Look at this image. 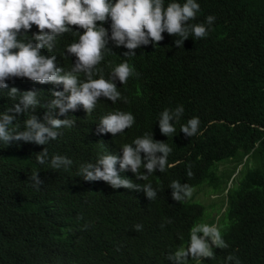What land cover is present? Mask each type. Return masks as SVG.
Instances as JSON below:
<instances>
[{"label": "clouds", "instance_id": "9594fccd", "mask_svg": "<svg viewBox=\"0 0 264 264\" xmlns=\"http://www.w3.org/2000/svg\"><path fill=\"white\" fill-rule=\"evenodd\" d=\"M247 3L0 0V95L9 98L0 111V147L52 169H69L73 159L50 154L48 145L77 125L70 110L89 116L107 103L111 111L100 117L96 133L99 148L108 151L81 163L78 175L102 179L115 191L134 189L145 196L146 207L171 199L203 209L187 239L181 233L182 242L154 264H264L253 257L256 243L246 239L249 221L237 213L242 166L233 170L207 151L209 142L226 140L235 125L227 118L238 119L217 105L223 91L211 77L228 65L220 63L227 55L215 38L234 27L233 17H241ZM65 33L72 34L70 42L57 48ZM16 77L21 79L9 80ZM12 164H0V179H7L0 182L1 206L16 184ZM129 169L146 183L122 175ZM39 172L24 167L21 187L40 190L45 181ZM224 173L231 176L225 179ZM64 204V209L52 205L62 216L50 248L35 250L42 259L31 264H71L83 233L97 225L84 209Z\"/></svg>", "mask_w": 264, "mask_h": 264}, {"label": "trees", "instance_id": "16d2710c", "mask_svg": "<svg viewBox=\"0 0 264 264\" xmlns=\"http://www.w3.org/2000/svg\"><path fill=\"white\" fill-rule=\"evenodd\" d=\"M228 1L235 6L236 0ZM244 7L241 17H233L234 27H225V32L216 35V46L227 55L220 63L228 65V70L215 80L211 77L223 91L217 104L221 113L238 119L227 118L235 125L227 131L226 140L209 142L207 151L216 161L233 164V170L242 166V178L235 189L239 197L237 213L249 221L245 234L246 239L256 243L253 257L264 263V0H250ZM72 27L75 29V25ZM71 37V33H65L57 48L63 49ZM8 103L9 98L0 95V111ZM109 111L107 103L89 116L87 112L83 116L70 110L69 115L77 117V125L63 129L60 138L48 145L50 154H67L73 159L75 163L69 169H52L32 156L27 158L25 153L12 155L0 147V164L10 166L13 162L17 174L7 205H0V264H31L42 259L37 252L50 248L51 234L62 216L53 211L52 205L64 209V203L98 219L89 233H83L82 247L73 253L71 264H154L170 247L182 242L181 233L187 239L190 226L203 215L201 207H187L171 199L163 203L153 200L154 206L146 207L147 199L134 189L122 186L121 191H115L102 179L87 181L78 175L81 163L108 151L99 148L102 144L96 131L100 117ZM24 167L28 172L40 171L45 181L40 190L21 187ZM122 175L138 184L146 183L130 169ZM230 176L231 173L223 175L225 179ZM65 178L69 180L65 186H48L49 182L59 184ZM168 218L171 223H167ZM137 223L143 224L142 231L135 229Z\"/></svg>", "mask_w": 264, "mask_h": 264}, {"label": "rangeland", "instance_id": "374dc122", "mask_svg": "<svg viewBox=\"0 0 264 264\" xmlns=\"http://www.w3.org/2000/svg\"><path fill=\"white\" fill-rule=\"evenodd\" d=\"M228 167H230V165H227Z\"/></svg>", "mask_w": 264, "mask_h": 264}]
</instances>
